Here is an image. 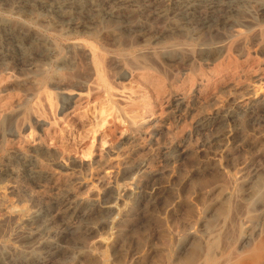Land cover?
<instances>
[{"label": "rangeland", "instance_id": "rangeland-1", "mask_svg": "<svg viewBox=\"0 0 264 264\" xmlns=\"http://www.w3.org/2000/svg\"><path fill=\"white\" fill-rule=\"evenodd\" d=\"M251 5L228 13L238 28L213 32L184 30L180 17L152 12L131 16L130 29L101 20L92 32H67L38 4L21 14L0 4V23L30 38L24 52L34 62L12 65L21 53L0 31V164L20 168L16 157H34L45 175L41 190L24 176L0 181V216L10 203L47 205L58 229L68 220L53 207L61 198L97 208L75 222L76 233L55 238L58 254L39 248L31 258L264 264V12L252 16L258 4ZM16 182L33 192L32 202L9 193ZM12 251L14 263L25 264Z\"/></svg>", "mask_w": 264, "mask_h": 264}, {"label": "bare ground", "instance_id": "bare-ground-1", "mask_svg": "<svg viewBox=\"0 0 264 264\" xmlns=\"http://www.w3.org/2000/svg\"><path fill=\"white\" fill-rule=\"evenodd\" d=\"M242 3L243 4L247 3L249 5H251L253 3L258 4V7L255 11L250 10L252 16H254L256 14V12H258V11L264 12V0H251V1H248V0H147L143 4L139 0H0L1 5H4V7L8 6L11 9L18 11L20 14H21V12H25V11L28 12V11L32 10V7L34 6V4H38L40 6L41 10L48 14V16L46 18L51 19V20L55 19L58 26H60L64 31H67V32L75 31V30H83L85 32H92L97 28V26L99 25L101 20H110V21H113L114 23L121 24L126 29L127 28L130 29V28H133L132 27L133 24L131 22L132 17H134L135 15H145V14H148L149 12H152L157 17L164 18L165 20L169 19L170 17H180L182 20L185 21V24H186V26L182 27V29H184V30L188 27V28L197 29V30H199V32H201V31L213 32V31H219V30L224 29L226 27L238 28V27L233 25L231 17L228 16V13L232 12L235 7H239ZM251 6L253 7V5H251ZM251 9H253V8H251ZM4 10H5V8H4ZM13 10H12V12H13ZM86 10L91 12L93 17H91L90 21H88V22H81L80 23L79 21L76 20L75 16L77 14H80L81 12H85ZM248 11H249V9H248ZM25 16H27V15H25ZM95 16H99V17L96 18ZM251 20H252V22H251ZM251 20H250V22H251L250 25H252V27L257 26L256 17L253 19L251 18ZM1 22H3V21H1ZM4 24L0 23V31L9 32V33H5L6 35L8 34L7 35V42L9 40L12 41L10 43H13L14 47H16L18 49V51H20V53H21L20 57L12 59L11 64L14 66L20 67V65L24 66L26 63H28V66L33 67V65H34L33 59L31 57L27 56L26 53L24 52V46L26 44H28L29 42H31L30 38H28L26 35H23L24 34L23 31H22L23 34H21V32H19V33H17V35L16 34L14 35L12 33V31H9L10 27H7L8 25L6 26ZM220 27H222V28L220 29ZM246 27H248V26H246ZM18 31H19V28H18ZM235 32L238 33V29ZM101 33H103V32H101ZM159 39L160 38L157 37L155 39V41H158ZM221 43L222 42H218L219 45ZM78 46H80V44L77 45V47ZM7 47H9V46H7ZM73 47H75V46H73ZM79 48L80 47H78V49ZM2 49H6L5 46H2ZM6 51L9 52L8 49H6ZM46 51L49 55L52 56V52H51L52 50L51 49H47ZM92 54L94 55V53H92ZM9 58H10V56H9ZM99 61L101 63V59ZM69 63H71V62H69ZM100 63H98L99 67H100ZM8 66H10V65H8ZM95 66H96V64H95ZM99 67H98V69H99ZM250 109H254V108L251 107ZM253 112L254 111H252L251 114ZM228 117L233 119V118L237 117V114L235 112H230ZM255 122L257 124L262 123V121L258 120V119H256ZM209 124L207 125L204 122L201 125L203 128L210 129L211 125H209ZM233 132H236V130ZM232 136H233V133L229 132L228 137H230V139H231ZM237 137H239V136H237ZM223 148H226V147H223ZM180 152H182V151H180ZM168 158H170V157H168ZM16 159H17V162L23 163V164H21L20 168H16V167H14V165H12L10 163L9 164H0V181L7 179V178L18 179L19 177L24 176L25 178H28V179L34 181V185H35L34 187H36L37 189L41 188L42 184H44L43 182L45 180V175L41 171H39L40 168L38 169V167H37L38 165H37V162L34 159V157L29 159V160H26V161H24L23 158H21L20 156L16 157ZM219 159H221V158H219ZM170 161H172V160H170ZM212 162H215V161H212ZM212 165H213V163H212ZM216 166H218V165H216ZM60 167L63 169L64 168L66 169L68 166L65 165L64 163H60ZM204 168L206 169L207 167H204ZM46 179H48V178H46ZM49 179H51V178H49ZM48 182H49V180H48ZM31 187H33V186H31ZM45 187H46V185H45ZM41 189H38V190H41ZM8 191L11 195H18V194L25 195L26 198L29 200V202H32L35 199L34 195L32 194L33 193L32 191L30 192L29 189H27L25 186H23L17 182L14 183L13 185L9 186ZM2 192H4V191H2ZM152 194H153V192H152ZM67 195H69V194H67ZM21 198H23V197L21 196ZM7 203H9V202H7ZM5 204H6V201H5ZM41 205L36 206L35 208H32V209L28 208L27 206H24L22 203L17 204V205H14L11 203L8 204V206L5 205L6 206L5 208L7 209V212H5V213H7V214L0 216V227L3 226L4 224H7V227H6L7 232H6L5 237H4L5 238L4 241H6V244L0 245V264H15L14 263L15 259H14V255H13L14 253H12L13 252L12 249L14 251H18L20 253L19 256H20L21 260H23L25 262V264H41V263L43 264L44 259L42 260V259L37 258V257L31 258L29 256V251L33 250V249H39V248H46L47 249L48 247H50L52 249L51 252L53 251L52 256H55L56 254H58L62 250V249H60L61 245L58 246L54 243L55 238H57L59 236H63L65 234L76 233L77 227H76L75 222L81 221V220L85 221V219H87V218L89 220L91 215L97 211L96 206H94L91 203L84 205L80 201H73L69 197H63V198H61V200L57 201L56 205H53V207H54V210L55 209H57L58 211L64 210L63 212H64L65 216H63V217L68 218V220H67V222H64V225L61 228L57 229V227H56V229H51L50 228V226H51L50 221L48 220V215H49L48 213H51V211L49 212L48 207H46L47 205L45 207L41 206ZM1 207H3L2 204L0 205V209H1ZM111 209L112 208L108 207L105 209V211L109 212V211H111ZM58 211H56V213ZM63 221H65V220H63ZM63 221H62V223H63ZM8 223H9V225H8ZM51 223H53V222H51ZM59 223H61V222H59ZM77 226H78V224H77ZM101 226H102V223H101ZM0 230H2V229H0ZM5 231H6V229H5ZM2 233H4V232H2ZM3 235H2V237H3ZM208 235L209 234H207V236ZM2 237H0V238H2ZM2 243H4V242H2ZM35 251H37V250H35ZM32 254H33V252H32Z\"/></svg>", "mask_w": 264, "mask_h": 264}]
</instances>
